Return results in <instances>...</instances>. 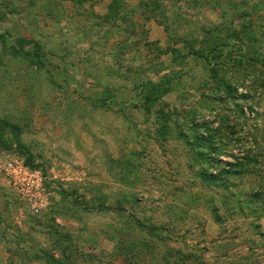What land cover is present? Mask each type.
Instances as JSON below:
<instances>
[{"label":"rangeland","instance_id":"1","mask_svg":"<svg viewBox=\"0 0 264 264\" xmlns=\"http://www.w3.org/2000/svg\"><path fill=\"white\" fill-rule=\"evenodd\" d=\"M261 1L0 0V264H264ZM221 77L234 98L215 97ZM28 156L39 212L4 169ZM237 159L227 189L198 171Z\"/></svg>","mask_w":264,"mask_h":264},{"label":"trees","instance_id":"2","mask_svg":"<svg viewBox=\"0 0 264 264\" xmlns=\"http://www.w3.org/2000/svg\"><path fill=\"white\" fill-rule=\"evenodd\" d=\"M262 7H264V1L257 2V3L253 4V10L254 11L255 10L258 11ZM250 31H252L251 25L248 24L247 26H244V33L250 35ZM17 41L19 42L20 48H21V46H22L21 40H17ZM40 47H41L40 42L36 41L34 51L32 53H29L30 55H28V53H27L28 58L29 57L33 58V59H31V61L35 64V66L37 68L42 67V63L40 61L35 60V58L37 56H39L38 50L40 49ZM224 47H225V45L223 43L219 42L217 44H213L211 46V48L209 49V52L213 56L214 53L221 52L224 49ZM11 48H13L14 52H19V51H17V49L14 46H11ZM256 52H257L256 56L260 55L259 51H256ZM196 55L199 57H203V55L201 53H198ZM256 56H255V59H253V60H256V61L260 60L259 63L262 66V68H264V56L261 57L260 59H259V57H256ZM253 62H255V61H252L251 64H254ZM210 63H211V61L209 60L208 64H210ZM214 69H216V67H214V64H213V65H211V71H213ZM213 74H214V72H213ZM169 81H171V77L165 76L158 82L149 81L148 83H145V84L149 85V88H148L149 90H148V93L146 94V97H145L146 100L149 101V100L157 99L158 93L159 92L163 93L165 91L164 85H165V83L167 84ZM235 88L236 87H233V83L231 80L226 79L224 77H221L217 81L216 90L219 93L217 95H215V97L221 98L222 95H224V98H234V96H236V94H237V91ZM166 90H168V87H166ZM191 120L193 122L194 119L191 118ZM202 125H197V123H194L195 131H197L196 127L199 128V127H202ZM192 138H193V140H191L192 143L188 142V144L195 145V148H194V146H193V148L195 149L196 158L204 161L207 166H209L214 161L218 162V163L221 162V160L217 159L216 155H215V154L220 153V148H219L218 141L213 137V135H209L208 137H204L203 135H201V133L195 132ZM241 159H237L235 162L224 161L223 163L227 166V168L223 167V169L219 170L216 173V175L212 174L211 172H208L207 167L206 168L200 167L198 171H199L202 179H204V181H206L207 183H210V184L215 183L219 187H224V189H227L228 186L230 185V183L228 181V177L230 175L240 174L241 172L244 171V161ZM25 164L29 165L28 167L31 169L34 168V167H30L31 163H30V157L29 156L26 158Z\"/></svg>","mask_w":264,"mask_h":264},{"label":"built area","instance_id":"3","mask_svg":"<svg viewBox=\"0 0 264 264\" xmlns=\"http://www.w3.org/2000/svg\"><path fill=\"white\" fill-rule=\"evenodd\" d=\"M4 169L14 192L28 204L33 212H39L45 205V186L42 173L29 168L23 161L15 159L7 161Z\"/></svg>","mask_w":264,"mask_h":264}]
</instances>
